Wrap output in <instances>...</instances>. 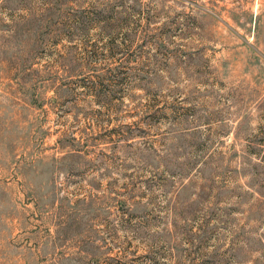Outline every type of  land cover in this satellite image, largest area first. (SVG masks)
Wrapping results in <instances>:
<instances>
[{"label":"rangeland","instance_id":"obj_1","mask_svg":"<svg viewBox=\"0 0 264 264\" xmlns=\"http://www.w3.org/2000/svg\"><path fill=\"white\" fill-rule=\"evenodd\" d=\"M0 264H264V0H0Z\"/></svg>","mask_w":264,"mask_h":264}]
</instances>
